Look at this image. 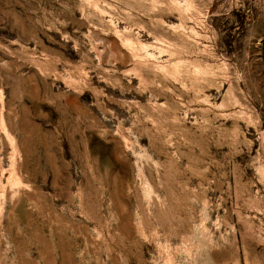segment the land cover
Returning <instances> with one entry per match:
<instances>
[{"label":"rangeland","instance_id":"374dc122","mask_svg":"<svg viewBox=\"0 0 264 264\" xmlns=\"http://www.w3.org/2000/svg\"><path fill=\"white\" fill-rule=\"evenodd\" d=\"M0 264H264V0H0Z\"/></svg>","mask_w":264,"mask_h":264}]
</instances>
